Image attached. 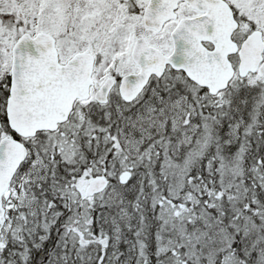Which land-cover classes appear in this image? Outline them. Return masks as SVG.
Here are the masks:
<instances>
[{
    "label": "snow or ice",
    "instance_id": "6c2138e0",
    "mask_svg": "<svg viewBox=\"0 0 264 264\" xmlns=\"http://www.w3.org/2000/svg\"><path fill=\"white\" fill-rule=\"evenodd\" d=\"M0 264H264V0H0Z\"/></svg>",
    "mask_w": 264,
    "mask_h": 264
}]
</instances>
